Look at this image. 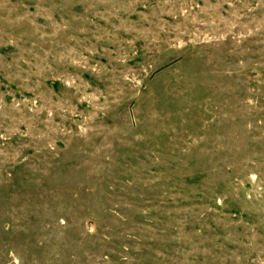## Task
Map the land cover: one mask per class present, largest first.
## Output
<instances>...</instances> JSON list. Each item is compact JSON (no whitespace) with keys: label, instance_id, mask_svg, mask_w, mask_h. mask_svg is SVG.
Here are the masks:
<instances>
[{"label":"rangeland","instance_id":"1","mask_svg":"<svg viewBox=\"0 0 264 264\" xmlns=\"http://www.w3.org/2000/svg\"><path fill=\"white\" fill-rule=\"evenodd\" d=\"M0 264H264V0H0Z\"/></svg>","mask_w":264,"mask_h":264}]
</instances>
